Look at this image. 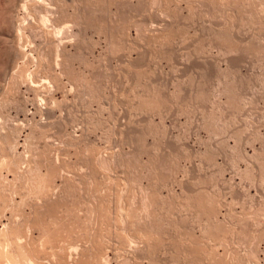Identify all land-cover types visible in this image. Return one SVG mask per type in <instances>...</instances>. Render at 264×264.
<instances>
[{
  "label": "rangeland",
  "instance_id": "1",
  "mask_svg": "<svg viewBox=\"0 0 264 264\" xmlns=\"http://www.w3.org/2000/svg\"><path fill=\"white\" fill-rule=\"evenodd\" d=\"M24 1L0 0V230L50 229L45 264H264V0H54L19 56Z\"/></svg>",
  "mask_w": 264,
  "mask_h": 264
},
{
  "label": "bare ground",
  "instance_id": "2",
  "mask_svg": "<svg viewBox=\"0 0 264 264\" xmlns=\"http://www.w3.org/2000/svg\"><path fill=\"white\" fill-rule=\"evenodd\" d=\"M16 1V0H15ZM21 1H24V0H21ZM26 1H28V0H26ZM30 1V3L28 2H19L21 5L19 6V8L21 9V10H23V12L25 13H23L24 14V16H19V17H21V19H19V17H18V19H17V22H16V27H15V24L13 25L14 26V28H15V32L16 33H14V34H16V49H17V53H19L18 55L20 56H23V54H22V52H25V50H23V47H24V45L22 44V40L24 39V31H25V29H27V28H30V30H32L33 29V32L32 33H34V35H36V33H37V31H38V29H41V27H43V28H45V27H47L48 28V22H53V19H54V15H56V14H58L59 13V7L60 6H58L57 7V2L55 3V1L54 0H29ZM66 1V0H65ZM89 1V0H88ZM60 2V1H59ZM68 2V1H67ZM73 2V1H72ZM75 2V1H74ZM83 2V1H82ZM23 3V4H22ZM63 3H64V0H63ZM87 3V2H86ZM89 3V2H88ZM16 4V2H14L13 3V5L11 6L10 5V7H11V9L13 8V6ZM65 4V3H64ZM68 4V3H67ZM70 4V3H69ZM84 4V3H83ZM7 5V4H6ZM17 5V4H16ZM15 5V7H17ZM87 5V4H86ZM62 6H64V5H62ZM66 6L67 5H65V8H66ZM7 7H8V9H9V6L7 5ZM19 8H17L16 10L18 11V9ZM85 8V7H84ZM0 9H5V8H0ZM14 9V8H13ZM19 9V10H20ZM62 9V8H61ZM2 10V12H4V14L2 13V15H0V16H2L1 17V19H2V21L4 20V19H6V17H8V16H10V15H6V14H10L11 13V19H12V22H13V10L9 13H6L5 14V12H7V10L5 11H3ZM15 10V9H14ZM9 11V10H8ZM17 11H16V13H15V15H17L18 16V14H17ZM62 11V10H61ZM61 11H60V13H61ZM19 12V11H18ZM1 13V12H0ZM63 13H65V12H63ZM36 14V15H35ZM6 15V16H5ZM36 17L37 16V18H36V21H37V23L36 22H32V23H34L33 25H32V23L30 22V25L27 23V20H30L29 18H31L32 17V20H33V17L34 16ZM5 16V17H4ZM4 17V18H3ZM15 17V16H14ZM55 17H57V15L55 16ZM59 17V16H58ZM61 17V16H60ZM69 17V16H68ZM71 17V16H70ZM0 19V20H1ZM10 18H8V20H9ZM15 19V18H14ZM35 19V18H34ZM57 19V18H56ZM73 19V18H72ZM55 20V19H54ZM61 20V19H60ZM66 20V19H65ZM5 21H7V20H5ZM1 22V21H0ZM8 22V21H7ZM7 22H2L4 25L7 23ZM11 22V23H12ZM55 22H59L58 20L57 21H55ZM61 22V21H60ZM69 22H71V25H72V23L74 24V26H77V22L73 19V20H69ZM54 23V22H53ZM63 24V23H62ZM8 25L10 26L11 24H10V22L8 23ZM7 24L5 25V27L6 28H4V26L2 27V28H4V30L3 29H0V30H3V31H5V30H7L8 31V29H9V26H8ZM58 25V24H57ZM66 25V24H65ZM2 25H0V27H1ZM12 26V27H13ZM39 26V27H38ZM52 26V25H51ZM64 26V25H63ZM73 26V27H74ZM50 27V26H49ZM42 28V29H43ZM58 28V30H59V28H60V30H65L64 32L65 33H67L69 36H71V38H72V36H76V39H77V36L79 35V36H81L78 32H76L73 28H72V26H66V27H62V26H59V27H57ZM51 29V28H50ZM53 29V28H52ZM56 29V28H55ZM54 29V30H55ZM53 30V31H54ZM3 31H1V32H3ZM12 31H13V29H12ZM36 33H35V32ZM41 31V30H40ZM44 31L46 32V31H48V29H44ZM9 32V31H8ZM39 32V31H38ZM43 31H41L40 33H42ZM55 32H58V33H60V31H57V30H55L54 31V33L53 34H55ZM10 33H11V36H12V32L10 31ZM9 33V34H10ZM40 33H37V35L39 34L40 35ZM44 33V32H43ZM49 33H51L50 31H49ZM3 34V33H2ZM47 34V33H46ZM66 35V34H65ZM15 36V35H14ZM27 36V35H26ZM42 36H43V34H42ZM44 36H45V33H44ZM4 37V36H3ZM30 37V36H29ZM41 37V36H40ZM61 37H65V36H61ZM5 38H7V37H5ZM53 38V37H52ZM51 38V39H52ZM66 38H67V36H66ZM10 39H12V38H10ZM49 39H50V37H49ZM56 39H57V33H56ZM68 39H69V37H68ZM3 40V39H2ZM8 39H6L5 41L6 42H8L9 43V40L7 41ZM15 40H12V41H15ZM31 40V39H30ZM42 40V39H41ZM53 40H54V38H53ZM58 40V39H57ZM72 40V39H71ZM75 40V39H74ZM5 41H4V43H5ZM11 41V42H12ZM23 41H25V40H23ZM62 41V40H61ZM54 42H56V41H54ZM63 42V41H62ZM66 42H67V40H66ZM65 42V43H66ZM70 42H72V41H70L69 40V43ZM76 42V41H75ZM24 43V42H23ZM59 43H60V41H59ZM13 44H14V42H13ZM25 44V43H24ZM67 44V43H66ZM59 45V46H58ZM60 45H62L61 43L60 44H58L57 43V45H56V57H55V62L57 63V65L58 64H60V60L58 59L60 56H62L63 55V50H62V48L63 47H61V49H60ZM13 46V45H12ZM11 46V47H12ZM63 46V45H62ZM3 47V46H2ZM47 47V46H46ZM14 48V49H15ZM26 48V47H25ZM66 48V47H65ZM65 51V50H64ZM67 51V50H66ZM6 52V51H5ZM14 53V52H13ZM21 53V54H20ZM67 53V52H66ZM7 55V54H6ZM43 55V54H42ZM66 55V54H65ZM31 56V55H30ZM64 56V55H63ZM65 57V56H64ZM19 59H20V57H18ZM42 58V57H41ZM67 62V61H66ZM15 64V63H14ZM47 65V64H46ZM54 65V64H53ZM51 67V66H50ZM61 67V66H60ZM45 68V67H44ZM52 68V67H51ZM14 72H15V70H14ZM22 72V71H21ZM19 73V78H21L22 80H23V78L24 77H26V76H24L25 75V72L23 71L22 73ZM8 73H9V71H8ZM7 76H8V74H7ZM14 76H15V74H14ZM13 77V76H12ZM8 78V77H7ZM17 78H18V76H17ZM17 78H16V80H17ZM18 78V79H19ZM15 80V81H16ZM7 81H8V79H7ZM39 81V80H38ZM27 82V81H26ZM21 84V83H20ZM4 87V86H3ZM37 89V88H36ZM2 90V89H1ZM7 92H8V90H7ZM5 94V93H4ZM6 162V161H5ZM4 162V163H5ZM100 162V161H99ZM21 163V162H20ZM19 163V164H20ZM101 163V162H100ZM106 163V162H105ZM6 165V164H5ZM101 165V164H100ZM7 166V165H6ZM20 166V165H19ZM104 166V165H103ZM16 169H17V167H16ZM18 170V169H17ZM16 173V172H15ZM18 176V175H17ZM39 177V176H38ZM40 182V181H39ZM38 186V185H37ZM47 190H48V188H47ZM142 190V189H141ZM144 190V189H143ZM145 196V195H144ZM6 197V196H5ZM2 198V197H1ZM146 198V197H145ZM145 202V201H144ZM142 203V202H141ZM146 203V202H145ZM149 205V204H148ZM144 206V205H143ZM147 207V206H146ZM146 207H144L145 209H146ZM9 210V209H8ZM144 210V209H143ZM147 212V211H146ZM145 212V213H146ZM147 216V215H146ZM6 218V217H5ZM16 219V218H15ZM19 219V218H18ZM45 219V218H44ZM1 220V219H0ZM17 220V219H16ZM18 221V220H17ZM16 221V224L15 225H13V226H11V227H9V225H4V228L3 229H1L0 230V264H45L46 262L45 261H43V258L41 257V254L43 253V252H45L46 250V244H48L49 242V244L51 245L53 242L55 243V241L53 240V242L51 243V241H52V239L54 238H56V235H51L50 236V234H49V232H50V229H47L48 230V232H46L45 231V229H43L46 233H45V235L43 234V237L41 238V239H39L38 240V242L37 241H35L34 239H32L33 237L31 236L32 234V232H30L31 230H29L28 228H26V232H24V231H22V229L20 228V225L22 224V223H20L19 224V222H17ZM19 221H20V219H19ZM27 223V222H26ZM29 223V222H28ZM37 224V223H36ZM26 226V225H25ZM28 227H29V225H27ZM36 226V225H35ZM41 226V225H40ZM59 226V225H58ZM33 228V227H32ZM48 228V227H47ZM59 228V227H58ZM23 229H25V228H23ZM44 231H43V233H44ZM60 231V230H59ZM67 231V230H66ZM69 233V232H68ZM56 234V233H55ZM40 236H42V235H40ZM55 236V237H54ZM50 238H52V239H50ZM59 238V237H58ZM57 238V239H58ZM64 239V238H63ZM62 239V240H63ZM37 240V239H36ZM57 242H59L58 240H56ZM56 242V243H57ZM95 242V241H94ZM55 243V244H56ZM62 243V242H61ZM48 244V245H49ZM59 243H57V245H58ZM67 244V243H66ZM90 244V243H89ZM55 246L54 248H57L58 246ZM62 245V244H61ZM76 245V244H75ZM52 246H54L53 244H52ZM78 246V245H77ZM73 247V246H70V247H68V245H67V247H68V249L65 247V249H67V252H66V250L65 249H63V247L62 248H60V250H59V253H58V251H55L54 253H56L55 254V256H60V251L62 252V250H65V251H63V252H65V255H64V253H63V255H64V258L65 259H67V260H71L70 258H71V254L72 253H76L75 255H78V258L80 259H83L82 257H79L80 255H79V247ZM80 246V245H79ZM61 247V246H60ZM59 248V247H58ZM79 248V249H78ZM62 249V250H61ZM82 250V249H81ZM97 250V249H96ZM93 252V251H92ZM97 252V251H96ZM53 253V252H52ZM59 255H58V254ZM82 253V252H81ZM84 253V252H83ZM87 254V253H86ZM54 255V254H53ZM52 255V256H53ZM62 253H61V259H62ZM88 255V254H87ZM51 256V255H50ZM52 257L54 260L55 259H57V258H59V257ZM84 256H86L85 254H84ZM90 256H92V255H90ZM103 256V255H102ZM77 257V256H76ZM92 257H94V256H92ZM96 258V257H95ZM102 257H100L99 256V260H102L101 259ZM106 258V257H105ZM105 258H103L104 259V261L102 260V263L103 264H109L108 263V260H107V258L105 259ZM65 259H63L64 261H65ZM76 259V258H75ZM59 260V259H58ZM85 260H87V259H84V262H86ZM93 260V259H92ZM105 260H106V262H105ZM60 261V260H59ZM97 261V260H96ZM95 261V262H96ZM58 262V261H57ZM71 262V261H70ZM92 262V261H91ZM94 262V261H93ZM62 263V262H61ZM87 263V262H86ZM98 263H101L100 261H98ZM127 263V262H126ZM90 264V263H89ZM92 264V263H91ZM94 264V263H93ZM125 264V263H124Z\"/></svg>",
  "mask_w": 264,
  "mask_h": 264
}]
</instances>
